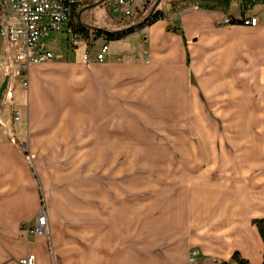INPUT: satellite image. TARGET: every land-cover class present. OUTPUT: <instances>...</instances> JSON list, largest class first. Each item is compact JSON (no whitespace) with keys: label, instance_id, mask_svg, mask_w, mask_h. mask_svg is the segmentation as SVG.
<instances>
[{"label":"crops","instance_id":"0c3cea01","mask_svg":"<svg viewBox=\"0 0 264 264\" xmlns=\"http://www.w3.org/2000/svg\"><path fill=\"white\" fill-rule=\"evenodd\" d=\"M164 2L166 18L125 38H107L110 49L102 61L99 43L92 56L85 52L96 44L87 48L84 42L95 39L83 36L73 58L57 54L45 39L55 58L29 68L26 89L11 79L12 53L0 37V264H18L29 253L36 264H214L236 251L250 264L263 262L264 242L252 220L264 217V194H253L260 182L249 178L243 194L210 186L183 190L167 204L159 233L134 226L126 235L123 212L120 217L114 211L121 204H55L63 198L50 184L56 173L44 163L47 146H93L94 138L118 144L126 126L118 101L140 88L175 90L179 96L188 94L194 77L209 96H226L228 103L237 96L260 97L264 107V4L244 13L239 0L179 11L172 10L171 0ZM251 15L259 19L255 26L226 22ZM115 42L129 44L117 49ZM92 153L90 147L87 155ZM42 200L49 234L26 233L22 225L37 221Z\"/></svg>","mask_w":264,"mask_h":264},{"label":"rangeland","instance_id":"374dc122","mask_svg":"<svg viewBox=\"0 0 264 264\" xmlns=\"http://www.w3.org/2000/svg\"><path fill=\"white\" fill-rule=\"evenodd\" d=\"M95 5L82 10V23L114 27L121 17L113 13L106 0ZM161 6L167 8L165 2ZM138 21L139 16L118 21L116 29ZM63 30L52 32L46 40L57 54L73 58L81 52L79 40L83 35L76 38L67 26ZM93 35L89 33L91 41ZM84 43L89 48L97 42ZM128 44L115 42L113 47L121 49ZM98 46L85 52L92 56ZM13 68L10 58L11 79L20 80ZM140 89L133 96H125L124 103L118 101L125 107L126 125L118 144H98L94 138L93 146H47L42 155L44 163L56 173L49 177L50 184L63 198L55 204H121L122 208L114 211L123 212L127 235L134 226H139L141 233H148L152 227L159 233L165 224L167 204L183 190L210 186L243 194L249 190L243 186L249 178L260 182L254 183L253 194H264V107L260 97L237 96L235 102L228 103L226 96H209L206 90L198 89L194 77L188 94ZM90 147L93 153L89 157ZM229 184L236 185L232 188ZM41 203L40 211H46V202Z\"/></svg>","mask_w":264,"mask_h":264},{"label":"built area","instance_id":"2783aa9c","mask_svg":"<svg viewBox=\"0 0 264 264\" xmlns=\"http://www.w3.org/2000/svg\"><path fill=\"white\" fill-rule=\"evenodd\" d=\"M103 1V0H102ZM112 11L122 20H129L138 16L145 8L138 0H106ZM92 0H0V37L9 44L14 73L20 77L23 86L29 85L28 70L32 65H38L55 58V52L46 42L47 36L52 33L63 32L67 26L73 30L75 36L80 13L91 4ZM231 23L230 19H226ZM242 22L255 26L259 19L256 15L244 17ZM100 44L97 59H105L110 46L106 34L93 35ZM88 58V54L85 55ZM19 119V112L15 114ZM22 229L26 233L48 235V215L42 209L35 223L24 222ZM197 253L194 251L190 257ZM18 264H36V255L29 253L18 260Z\"/></svg>","mask_w":264,"mask_h":264},{"label":"trees","instance_id":"16d2710c","mask_svg":"<svg viewBox=\"0 0 264 264\" xmlns=\"http://www.w3.org/2000/svg\"><path fill=\"white\" fill-rule=\"evenodd\" d=\"M214 1L215 0H171V6L173 11H179L183 8H187L193 5L209 8L214 6ZM231 1L232 0H225L227 5ZM239 1L244 13L258 4H264V0H239ZM162 2H164V0H154L152 4L150 5L146 4L144 10L138 14V16L140 17V21H138L136 24H131L127 27L120 28L117 30H106L105 28H101V27L87 26L84 23H82V21L79 18L78 30L75 31H77L79 35H83L84 37H89V33L94 32V34L97 36L104 33L106 34L107 38L110 40L122 39L131 35L136 30L143 28L147 24H151L159 19L166 18L167 15L161 7ZM229 19L231 23H239L242 21V18H229ZM168 29L179 31L178 29L171 27H168ZM253 224L256 225L264 242V217L253 219ZM214 264H250V262L246 258H244L240 252L236 251L233 253L230 260H224ZM261 264H264V252H263V262Z\"/></svg>","mask_w":264,"mask_h":264},{"label":"water","instance_id":"95a60500","mask_svg":"<svg viewBox=\"0 0 264 264\" xmlns=\"http://www.w3.org/2000/svg\"><path fill=\"white\" fill-rule=\"evenodd\" d=\"M85 25H87V24H85ZM87 26H91V25H87Z\"/></svg>","mask_w":264,"mask_h":264}]
</instances>
